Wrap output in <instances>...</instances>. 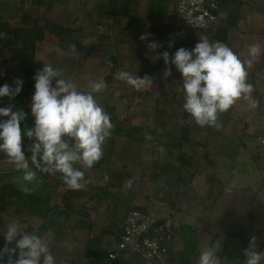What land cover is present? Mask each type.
Returning <instances> with one entry per match:
<instances>
[{"label":"rangeland","instance_id":"374dc122","mask_svg":"<svg viewBox=\"0 0 264 264\" xmlns=\"http://www.w3.org/2000/svg\"><path fill=\"white\" fill-rule=\"evenodd\" d=\"M101 1L88 0V5L96 6ZM105 1L108 4L110 0ZM64 2L67 1L48 0L47 5L41 8L39 18L42 37L35 44L33 61H25L18 57L17 52L21 46L17 43L4 56L0 55V73L7 74L15 80L22 79L24 82L23 92L26 91L29 85L31 86L29 94H24V100L28 104L32 103L31 98L35 91L34 77L42 70L44 64L60 70L63 78L73 82L77 90L85 93L92 91L91 85L95 80L103 79L105 84L103 91L98 94L94 93V96L106 112L108 108L114 109L117 121L113 123L111 135L103 145V156L107 158V163L103 168L90 174L87 172L88 170H85L89 176L87 187L90 184H95V186L102 189V194L106 198L103 199V203L100 204L99 208H102L103 205L106 208L108 206L111 208V216L107 219L104 216L94 214L95 225H99L101 228L105 227L103 224L106 226L109 224L113 226L120 225L128 210L127 206L124 205L125 202L122 204L121 201L119 203L116 201L117 196L122 191L130 196L128 199L132 198L131 194H137L138 198L134 200L136 201L135 205L143 207L149 212L153 210L152 207L160 212L168 209L166 205H169L175 197L173 194L172 198L168 195L165 196L164 193H161V186L151 183L150 173L152 174L154 165L159 166L157 168L159 170L156 169V174L161 181L164 176L163 165H172V167L181 169L179 175L187 181L186 187H189V183L192 182L193 177H196L198 169H201L200 161L205 159V168L208 169L207 172L209 173H205L204 176L212 177L211 175H214L216 167L215 147L217 141L221 140H217L215 135L219 132L223 134L222 143H227L228 140L233 145L230 149L235 155L233 160L241 161V163L227 164V161H223L221 158L219 161L221 170L223 171L225 168L226 172L228 170L232 172L235 177L234 189L239 185L249 184L250 186V189L246 190L244 195L239 196V198H245L250 202L248 208L246 206L240 209L242 212V217H240L241 219H247L251 213L252 217L251 219L248 218L247 226L249 225L253 230L262 227L264 209L263 75H260L257 71H252L251 74L254 77H247V82L254 87L253 96L258 101L259 106L256 109H250L247 102L240 100L227 112L221 114V117L226 120H221V127L217 131L208 127H200L183 110L184 89L182 75L179 72L171 77L153 78L152 86H146L139 90L116 78L119 71L133 72L135 67H138L137 63L135 65L132 60L139 47L142 50L141 57L146 59L145 62H147L146 54H153L147 45L153 41L161 43L157 34L147 27L149 21L145 22L146 17L153 16L152 11L148 12V8L152 10L155 8L151 2L148 4L147 0H140L139 6L141 9L139 11L138 3H135L134 0H121L120 6L129 4L130 7L127 16L117 19L119 20L118 23L106 16L99 17V15L84 12L85 10L67 9V4ZM21 7H26L27 10L32 9V0H0V21L9 23L11 26H20L23 21L20 12H24ZM137 17L144 20V25L147 28L137 29L141 28L140 22L136 20ZM103 23L105 26H102ZM132 30H135V36L132 39H130L131 37L121 39L123 35L129 34ZM70 31L73 33H69ZM142 35L148 36L149 39L141 40ZM103 37H109L110 41H103ZM73 46H75V50H73ZM111 57L119 60V66H110L109 60ZM143 66L141 68L147 70ZM8 106H13L14 111L18 110L16 103L11 99L0 101V107ZM227 121H230L228 125L226 124ZM186 122L193 125L188 142L182 141V131ZM257 135L262 140L258 141ZM29 143L30 141L25 143L26 156L30 155L27 152ZM243 144L246 146H242ZM206 154L209 155L208 161ZM206 161L208 164H206ZM226 172L223 173L224 176ZM11 173V178H5ZM113 173L114 175H112ZM243 173L244 175H242ZM171 174V172H168V174L166 172L168 177H171ZM22 175L23 173L16 171L12 164L0 156V185L2 187L13 191L14 181L18 184V189L22 190L25 186ZM183 179L181 178V180ZM40 180L44 181L41 178ZM40 180L31 184L32 189L38 195L43 192V185ZM128 180L133 182L130 191L125 187ZM107 184L114 185L115 189L110 188L107 190ZM49 187L47 192H44L43 197H52L55 204L61 201L65 189L55 188L53 185ZM106 190L108 192H105ZM194 191L198 194L199 189ZM87 193L88 191L85 190L75 200L78 205L83 206L87 202ZM160 197H162V203L164 202V204L159 202ZM94 203L92 205H95ZM93 209L97 211L96 207ZM156 214L159 218H166L159 213ZM95 216L97 217L95 218ZM73 219L67 223L66 228H63L64 230H60L55 248L51 247L53 244L51 230L46 231L42 236L54 255L56 264H80L85 262H83V257H79L83 254L85 238L80 235L77 236L76 231L74 232V229L71 228L76 220ZM172 221L174 222V220ZM41 223V220L31 216L25 210H19L17 207L8 209L0 213V243L2 239L5 241L3 234L7 230V226H19L21 232L33 234V229L41 226ZM174 224L177 233L180 223L175 221ZM109 232L111 230H107V233ZM189 233L186 231L184 234L188 237ZM100 235L101 232L96 228L91 236L97 238ZM107 237L108 235L105 238ZM107 239L112 241L113 237ZM59 255L61 257L57 258ZM164 262L163 259L158 263H149L165 264Z\"/></svg>","mask_w":264,"mask_h":264},{"label":"clouds","instance_id":"9594fccd","mask_svg":"<svg viewBox=\"0 0 264 264\" xmlns=\"http://www.w3.org/2000/svg\"><path fill=\"white\" fill-rule=\"evenodd\" d=\"M140 39L149 37L142 35ZM147 47L154 60L163 59L165 77L171 76L173 66L182 75L183 110L198 126L219 129V115L240 100L247 102L250 109L259 106L247 77L248 70L264 51L260 43L248 45L245 59L227 44L210 42L206 37L199 39L191 50L179 48L171 56L167 51L158 54L161 45L155 41ZM116 78L137 90L152 86V78L133 76L127 71H119ZM34 80L35 91L31 98L34 126L21 127L27 118L23 109L14 111L13 106L0 107V153L16 171L23 173L25 193L31 191L27 185L38 179L37 172L59 174L67 189L83 190L87 185L84 170L92 169L103 158V145L113 129L111 116L94 96L103 91L104 81L95 80L92 91L85 93L63 78L60 70L45 64ZM23 83L22 79H16L14 86H0V98L14 99L22 92ZM25 136L32 141L27 148L29 156L22 145ZM132 184V180H128L125 187L131 189ZM3 235L6 243L15 247L0 250V264H4L6 255L10 257L8 264H56L54 255L40 236L23 233L19 226H7ZM244 255V264H264V253L257 252L255 238ZM13 256L15 259H11ZM198 264H220V261L213 250H204Z\"/></svg>","mask_w":264,"mask_h":264},{"label":"crops","instance_id":"0c3cea01","mask_svg":"<svg viewBox=\"0 0 264 264\" xmlns=\"http://www.w3.org/2000/svg\"><path fill=\"white\" fill-rule=\"evenodd\" d=\"M135 1L136 0H134V2ZM136 2L138 3L137 7L140 11V0H137ZM147 2L148 4L151 2V4H153L155 7L153 10L148 8V12L152 11L153 16L146 17L145 22L149 21L148 23L150 26L148 25L147 27L156 33L157 37L160 39L159 41L161 43L158 44L161 45V47L157 49L158 54H162L163 52L167 51L171 56V54L179 48L191 50L194 48L199 39H203L205 37L210 42L220 41L227 44L241 59L247 58L248 45L252 43H260L262 48H264V0H222V4L220 6V27L216 32L213 33H201L193 30L175 29L173 27V20L176 13L177 0H147ZM106 6L107 1L102 0L99 5L96 4L95 6L90 4L88 7H86L84 12L96 14L99 15V17L106 16L110 19V16L103 13ZM129 7L130 5L128 4V10ZM110 20L116 23L119 22V20H114L113 18ZM136 20L137 22H140L139 25L141 26V28L137 29H143L146 27V25H144L145 23L143 22L144 20L138 19V17ZM102 26H105L104 23ZM134 32L135 30H132L129 34L123 35L121 39L125 37H131L130 39H132V37L135 36ZM102 40L107 42L110 41V38L103 37ZM140 53H142V50L139 47V49L136 51L134 59L132 60L134 61L135 65L137 63L138 66L137 68L135 67V70L150 72L154 75L153 78L165 77V64L163 59L154 60L153 54H146L148 61L145 62L146 59L142 58ZM141 66L147 70H143ZM252 71H257L260 75H263L264 78V51H262V54L254 61V66L248 71V77H254L251 74ZM177 72L178 71L173 66L171 76H174ZM229 122L227 121L226 124L228 125ZM222 135L215 136L217 137V140H222ZM257 139L258 141L262 140L258 135ZM221 140L217 141V146L215 147L216 167L214 175H211L212 177L204 176L205 173H209L205 168V159L200 161L199 165L201 169H198L197 175L196 177H193L192 182L189 183V187H186L187 181L184 180L181 175H179L181 169L179 170L177 167H172V165H163L162 171H164V176L162 177V181L158 176L151 177L153 178L151 183L162 187L161 193H164L165 196L168 195L171 198L173 194L175 198H173L174 200H171L169 205L165 204L166 207L168 206V209L165 211H156L152 207L153 210H151L150 213L153 215H157L156 213H159L162 215V217H166L167 219L169 218L174 220V222L177 221V223H180V226H178L175 244L168 256L164 259L165 264H198L199 256L204 250H213L216 256L219 258L220 264H244V251L248 249L252 238H255L257 252L264 253V209L263 226L257 230H253V228L249 225L247 226L248 220L252 217L251 213L249 214V219H241L242 212L240 209L246 206L248 208L250 202H248V200L245 198H239V196L244 195L245 191L250 189V186L249 184L244 186L239 185L234 189L235 177L232 175V172L229 170L226 172L224 170L225 168L223 171L221 170V166L219 164L221 158L223 161H227V164H232L234 162L241 163V161L233 160L235 155L230 150L231 146L233 145L230 144L228 140L227 143H222ZM262 143L264 157V119ZM242 146L246 145L243 144ZM157 170L156 165H154L153 172L156 173ZM166 172L167 174L168 172H171V177H168ZM225 172L226 174L224 176L223 173ZM20 173L22 174V172ZM242 175H244V173ZM181 178L183 180H181ZM39 180L40 178H38L36 181ZM40 183L43 185V181L40 180ZM194 187L196 190L199 189L198 194L194 191ZM109 189L110 188L107 190ZM85 190L88 191L86 194L88 197L86 200L87 202H85L83 206H80L75 200H73L71 204L75 207L86 208L91 220L90 222L93 224V229L91 231L75 230L73 226L80 220L79 216L77 215H72L71 219L69 220L70 222L71 220H74L73 218L76 219L73 222L74 225H71V228L74 229V232L76 231L77 236L80 235L85 238L83 254L82 256L79 255V257H83V262L85 261L90 263L84 262L80 264H155L129 257H123L116 261L102 260V262L96 263L85 255L89 238H93L91 235L94 229L97 228L100 232L102 229L106 231L111 230V232H109L107 235L108 237H113L112 241H109L107 239L108 237L105 238V236L103 237L104 239L102 238L99 243L103 249L110 252L118 240V235L121 233L124 222L123 219L118 226H113L111 224L106 226L103 224V226H105L103 228H101L99 225H95L96 222L94 219V214L97 216H104L105 219H107L111 216V208L110 206L106 208L104 205L102 208H99L100 204L103 203V199H106L105 196H103L102 189H100V187L95 186V184H90L88 187L86 186L83 190H81L80 194L82 195ZM107 190L105 192H108ZM131 196L132 198L128 199L130 196L126 192L122 191V193L117 196L116 201L117 203L121 201L122 204L125 202L124 205H126L127 209L129 210L130 205L136 206V201L134 200L138 198L137 194H131ZM162 200V197H160L159 202L164 204V202L162 203ZM52 203L55 204L53 200ZM59 203L60 201L55 205H59ZM93 203L95 205H92ZM94 207L97 208V211H94ZM97 216H95V218ZM33 217H36L38 220L42 221L41 226L33 229V233L37 235V232L43 227L44 220L40 216ZM52 227L49 229L53 233V244L51 247L55 248V242H58V235L61 229L56 227V225L53 228ZM186 231L187 233L190 232L188 237H186L184 234ZM45 233L46 232H43L40 237L42 238ZM93 239H95V237ZM71 255L73 256V254ZM59 257L61 256H57V258Z\"/></svg>","mask_w":264,"mask_h":264},{"label":"trees","instance_id":"16d2710c","mask_svg":"<svg viewBox=\"0 0 264 264\" xmlns=\"http://www.w3.org/2000/svg\"><path fill=\"white\" fill-rule=\"evenodd\" d=\"M67 1L65 4L67 9H72L74 11L77 10H85L86 7H88V0H64ZM121 0H110L107 4V6L104 9V14L110 16L114 20H117L118 18H122L128 15V4L124 6H120ZM48 3V0H32V9H28L26 7H21V10H24V13L20 12L21 16L23 17L22 26H11L9 23L1 22L0 21V55L4 56L5 53L9 50H11L15 44L19 43L20 48L18 49V57L22 60H31L34 59V51H35V44L37 41L42 37V28L40 27V18L39 13L42 7L46 6ZM117 4L119 5L117 7ZM222 4V1L220 3V6ZM69 5V6H68ZM73 33V32H69ZM204 33V32H201ZM118 59L111 57L109 60L110 66H119ZM108 64V63H107ZM109 65V64H108ZM129 72V71H128ZM133 74V76H139L143 78L144 76H148L150 78H153V74L150 72H143L134 70L133 72H129ZM108 81L110 79H107ZM15 79L10 78L7 74L0 73V86L4 84H9L10 86H14L13 82ZM31 86L29 85L25 92H21L20 95H18L16 98L11 99L14 101L19 109H23L25 113L27 114V118L24 121V123L21 125L22 128H31L34 126V118L31 115V104H28L24 100V94H29ZM4 99H8L7 97L0 98V101ZM107 113L111 116V122L112 124L117 121V117L115 116L114 109L108 108ZM224 117H221V114L219 115V123L221 119ZM193 125L189 122H186L183 127L182 131V141L188 142L190 139V130H192ZM211 130L217 131V128L214 127H208ZM217 135H222L221 133H217ZM27 141H30L29 146L32 144V141L25 137H22V145L25 149V143ZM30 154V153H29ZM1 158L7 160V158L4 156L3 153H0ZM207 161L209 160V155H205ZM206 161V164L208 162ZM107 163V158L103 156V158L92 168L88 169V173H92L93 171H96L98 169H101L105 166ZM159 166L156 165V169ZM162 167V166H161ZM207 169V168H206ZM159 170V169H158ZM208 170V169H207ZM85 171V170H84ZM155 172H152L151 177L158 176L155 175ZM114 175V173L112 174ZM12 173L10 175H7L5 178H11ZM37 177L43 179V192H40L38 195L33 189L31 185H27L31 189L30 192L25 193L23 190L18 189V184L13 181L14 190H6L4 187L0 185V213H3L4 211L11 209L13 207H17L19 210H25L30 214L31 216H40L44 220L43 227L37 232V235H42L43 232H46L49 230L52 226L59 227L60 229L66 228L67 223L71 219L72 215L79 216L80 220L73 226L75 230H88L91 231L93 229V224L90 222L89 214L86 211L85 207H75L71 203L73 200L78 199L80 196V191H72L67 189V187L62 183L61 179L59 178V174L52 176L48 174H43L37 172ZM85 178L86 180L89 179L88 174L85 172ZM153 179V178H152ZM46 180V181H45ZM50 181V182H49ZM48 182V183H45ZM117 182V181H116ZM51 183V184H50ZM119 183V182H117ZM88 184V183H87ZM55 186V188H64L65 192L61 198V201L59 205H55L52 203L53 198L50 196L43 197L44 192H47V189H49V186ZM87 186V185H86ZM114 185L107 184V188H114ZM26 195V196H24ZM22 208V209H21ZM129 211H141L143 213H149L151 214L147 209L139 206L130 205ZM128 211V212H129ZM127 212V213H128ZM127 215V214H126ZM153 215V214H152ZM157 218H159L156 215H153ZM161 220L167 219V218H159ZM169 219V218H168ZM52 227V228H53ZM107 231L102 230L101 235L95 239H90L87 244V248L85 251V255L91 258L92 261L99 263L102 262V260L109 261V253L107 250L103 249L101 247L100 240L107 235ZM177 237V233L175 231V240ZM175 244V241L173 243V246ZM171 247V249L173 248ZM5 247L11 249L14 248V244H7L6 241L2 239V242L0 243V250L4 249ZM169 250V253L171 251ZM9 256L4 257V264H8ZM129 258H136L141 261L147 262L143 259H140L139 257H133L129 256ZM11 259H15V257H11ZM111 261V260H110Z\"/></svg>","mask_w":264,"mask_h":264},{"label":"built area","instance_id":"2783aa9c","mask_svg":"<svg viewBox=\"0 0 264 264\" xmlns=\"http://www.w3.org/2000/svg\"><path fill=\"white\" fill-rule=\"evenodd\" d=\"M222 0H177L173 27L178 30L213 33L220 27ZM175 224L152 214L129 211L109 259L139 257L147 262L165 259L175 241Z\"/></svg>","mask_w":264,"mask_h":264}]
</instances>
